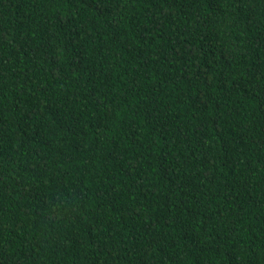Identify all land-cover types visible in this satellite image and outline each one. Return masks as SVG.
<instances>
[{
  "label": "trees",
  "instance_id": "16d2710c",
  "mask_svg": "<svg viewBox=\"0 0 264 264\" xmlns=\"http://www.w3.org/2000/svg\"><path fill=\"white\" fill-rule=\"evenodd\" d=\"M0 264H264V0H0Z\"/></svg>",
  "mask_w": 264,
  "mask_h": 264
}]
</instances>
